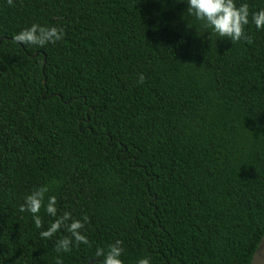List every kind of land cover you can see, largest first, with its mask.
Listing matches in <instances>:
<instances>
[{
	"label": "trees",
	"instance_id": "16d2710c",
	"mask_svg": "<svg viewBox=\"0 0 264 264\" xmlns=\"http://www.w3.org/2000/svg\"><path fill=\"white\" fill-rule=\"evenodd\" d=\"M247 3L251 12L264 0ZM0 0V264H56L25 197L89 222L63 264H251L264 237V29L212 34L187 0ZM58 27L45 47L21 30ZM145 80L141 85L139 76ZM46 80V84H44Z\"/></svg>",
	"mask_w": 264,
	"mask_h": 264
},
{
	"label": "clouds",
	"instance_id": "9594fccd",
	"mask_svg": "<svg viewBox=\"0 0 264 264\" xmlns=\"http://www.w3.org/2000/svg\"><path fill=\"white\" fill-rule=\"evenodd\" d=\"M7 5L14 7V0H6ZM188 13L193 15L197 21L203 22V27L210 29L212 34L221 38H226L231 43L241 40L248 44L253 43L252 38L246 34L245 28L251 23L258 30L264 29V9L255 12L249 10L247 3H241L237 6L235 0H187ZM64 38V31L58 27H46L39 24H32L30 27L21 30L13 37L14 42L35 46L45 47L48 44H56ZM144 76H139V83H144ZM49 192L47 185L41 186L25 197L24 203L20 206V212H27L31 215L34 225L37 229L43 228V220L39 215L42 207H45L46 213L54 217L47 230L40 232L42 239H51L61 228L65 229L70 235L58 239L54 245L57 253L56 264H63L59 258L60 253H68L73 246L79 247L81 244L90 246L89 240L82 230L89 222V217L85 215L82 220L73 219L70 212H64L57 217V199L49 196L47 204H44L45 194ZM124 252L122 241L116 240L110 244L107 251L103 248H97L96 256L103 257L101 264H123L120 259ZM136 264H151L150 258L139 259Z\"/></svg>",
	"mask_w": 264,
	"mask_h": 264
},
{
	"label": "water",
	"instance_id": "95a60500",
	"mask_svg": "<svg viewBox=\"0 0 264 264\" xmlns=\"http://www.w3.org/2000/svg\"><path fill=\"white\" fill-rule=\"evenodd\" d=\"M44 84H46V80ZM251 264H264V237L262 238L257 250L254 253Z\"/></svg>",
	"mask_w": 264,
	"mask_h": 264
}]
</instances>
